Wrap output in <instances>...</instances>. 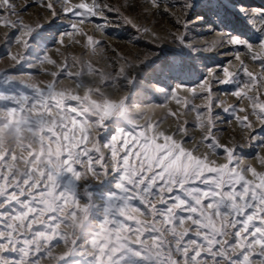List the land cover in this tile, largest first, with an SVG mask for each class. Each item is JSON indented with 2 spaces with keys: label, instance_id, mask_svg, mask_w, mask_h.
Segmentation results:
<instances>
[{
  "label": "snow or ice",
  "instance_id": "6c2138e0",
  "mask_svg": "<svg viewBox=\"0 0 264 264\" xmlns=\"http://www.w3.org/2000/svg\"><path fill=\"white\" fill-rule=\"evenodd\" d=\"M38 6L0 0V264H264V7L180 0L161 35L103 0ZM112 12L154 47L106 71L86 26Z\"/></svg>",
  "mask_w": 264,
  "mask_h": 264
},
{
  "label": "rangeland",
  "instance_id": "374dc122",
  "mask_svg": "<svg viewBox=\"0 0 264 264\" xmlns=\"http://www.w3.org/2000/svg\"><path fill=\"white\" fill-rule=\"evenodd\" d=\"M16 5V10L19 12L24 6L27 4L29 5L26 12L23 14V19L28 22H36L38 19L43 18V9H41L39 5V0H13ZM104 3L110 4L114 8L120 10V12L124 13L125 15L131 16L135 23L139 24L142 27L150 28L152 31L158 32L163 35L168 30L171 29L172 23H174L175 16L179 15L180 9L173 8L171 12H165L164 9L168 5L177 4L180 0H161V7L159 10L151 8L150 4L147 3V0H103ZM240 3H244L246 5L251 6L253 9H259L264 7V0H239ZM159 11V15L157 14ZM108 15L112 18V26L108 27L107 33L108 35H103L98 30L95 29L94 24H89L86 26V30L90 32H95V35L98 39H101L108 49L107 52H101L98 56H93L91 59L98 67L104 69L106 71H112L111 68L108 67V62L116 60V52L126 56L127 58L131 59L135 56L142 55L143 52L147 51L150 48L154 47V44L151 42V33L146 34H137L135 29H133L130 25L123 23L122 20L117 19V13L112 12L108 13ZM15 19V17H13ZM119 26H116V25ZM239 28H243L242 25H238ZM197 33L202 31L206 32V29H196ZM4 29H0V37L3 36ZM136 37H139L138 39ZM197 43H203L205 40H211L213 36H201V37H193ZM112 49H115L116 52H113ZM6 49L0 47V56H3ZM84 50L81 49L79 46H71L68 49V54H76L80 55ZM55 55V53H53ZM85 59H88L89 56L86 54L84 56ZM57 59H62V57H57ZM217 60L224 59L223 57H217ZM251 63V62H249ZM6 67V64L0 60V69ZM35 73H38L36 76L37 79L45 78L42 73L39 72V68L32 70ZM67 83V81H65ZM221 99L228 100L231 102V98L221 96ZM150 104H160L164 103L163 99L160 96H155L154 98H150L148 100ZM195 103L199 104L201 101L197 100ZM169 107L175 108L176 105L174 102H168ZM153 116V119H164L166 115L165 108H155L150 113ZM192 115L190 114L188 119L191 122ZM142 122V121H141ZM169 119H164V123L162 126H167L170 123ZM220 127L224 128L225 131L222 134V139L227 140L226 138H231L233 133L230 132L232 126L224 124ZM256 134H264L261 133L260 126H256ZM235 135L239 138L242 136V133L237 129ZM245 152L254 155L256 152L262 151L259 148L253 149H245ZM251 162V161H249Z\"/></svg>",
  "mask_w": 264,
  "mask_h": 264
},
{
  "label": "bare ground",
  "instance_id": "6f19581e",
  "mask_svg": "<svg viewBox=\"0 0 264 264\" xmlns=\"http://www.w3.org/2000/svg\"><path fill=\"white\" fill-rule=\"evenodd\" d=\"M168 106H169V105H168ZM168 126H169V125H167V126H163V127L167 128ZM230 132L233 133L232 128L230 129ZM196 135H198V133H197ZM226 139H229V138H226Z\"/></svg>",
  "mask_w": 264,
  "mask_h": 264
}]
</instances>
